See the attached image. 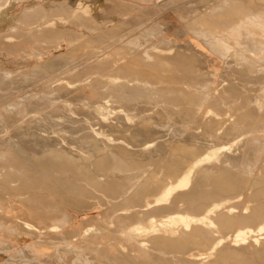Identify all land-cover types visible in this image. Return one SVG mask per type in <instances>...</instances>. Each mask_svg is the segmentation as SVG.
I'll use <instances>...</instances> for the list:
<instances>
[{"label":"bare ground","instance_id":"bare-ground-1","mask_svg":"<svg viewBox=\"0 0 264 264\" xmlns=\"http://www.w3.org/2000/svg\"><path fill=\"white\" fill-rule=\"evenodd\" d=\"M23 1L3 0L0 3V42L8 45L16 44L18 43L15 41V39L17 40L16 36L28 33L30 30L42 31L43 28H49L50 31L55 32L58 31L57 26H65V21L57 17L39 23L25 22V15L38 18L37 14L41 9L47 8L44 7L41 1L28 0L24 7V15H22L17 13V10L23 5ZM175 1L178 4L172 7L175 17L172 22L175 24L179 20L181 25L178 40L168 42L165 48L152 47L144 55L146 62L139 64L125 77L118 76V70H114L115 73L112 76L105 77L106 89L103 88L105 89L104 93H99L96 89L93 90L92 86H89L97 100L84 101L80 99L84 101V108L94 114L98 122V127H94L96 124L91 125L90 132L86 134L93 142L92 149L83 152L81 155L77 153V159L74 156L69 157L72 152L66 147L44 144L45 147L41 146L39 150H36L37 153H40L42 149L43 153L35 159L44 166H50L55 172L72 173L75 179L85 180L94 191L108 192L112 197H115L119 192L132 202L133 200L140 201L143 196L141 205L134 204L124 207L121 205L119 208L117 206L120 204L112 206L115 212L114 218L118 217L119 221H123L121 228L116 232L122 235L126 241L135 242L138 247L136 251H133L125 245L120 246L118 249L122 255L120 264H155L154 260L157 257L166 256L167 253L176 255V261L179 264H264L263 143L255 140V143L259 146L256 161L254 160L253 163L247 161L248 164H246L248 172L243 179L242 187H247L250 191L241 213L234 205L240 200L241 195L235 194L236 180L232 179L233 176L229 172L235 161L234 157H238L240 154V147H245V142L249 141L252 136L249 130L240 132L238 129L239 123L243 122L246 113L252 118V121L256 117L250 115V112L264 113V0H210L209 4L203 7H195L194 4L184 3L182 0ZM105 3L124 5L122 0H104V2L96 3H91L88 0H76L72 11L73 13L80 12L79 14L84 16H91L88 14H91ZM137 8L132 7V10L135 11ZM123 16L122 13L116 14L114 21L123 19ZM150 19L147 17L143 21V19L137 18V21L146 24ZM105 25L106 23L97 28H87L78 38L95 37ZM153 28L159 29L164 34L169 30L156 25ZM186 34L197 38L202 46L215 54L220 61H224L230 66V69L226 71L231 77L227 82L222 79L224 83L220 93L216 94V91H213V88L208 85L201 86L200 81L196 78L197 75L195 76V70H192L189 64L181 62L182 60L178 58L180 52L185 53L187 51L185 49H190V47L181 43L182 37ZM129 36L127 34L124 38ZM78 38L69 39V42L78 40ZM2 39L3 41H1ZM116 42L118 41L107 46V48L112 47L110 50H106V47L105 49L98 48L99 44L97 43L84 52L92 63L85 69L87 80L91 81L90 78L93 77L91 76L93 73L89 69L111 67L135 54V49L131 48L130 44L113 46ZM59 47V44L51 45L46 49V52L41 55L35 53L31 58L39 61L51 48ZM0 55L1 57H7L4 54ZM44 65H37V67L35 66L32 70L22 74L24 75L22 86L26 82L28 83L33 76L43 75L42 77L45 78L50 76L55 68L51 71L45 70L50 65L46 64L45 68ZM1 69L2 66H0V71ZM177 72H180L182 77H189V80L192 79L194 83L188 80L176 79V76L172 75ZM165 73L170 74L167 77L168 82L163 81V77L167 76ZM146 75L149 76V80L144 77ZM1 76L2 74H0ZM151 79L157 80L158 84L152 83ZM54 81L56 82L55 86L52 88L49 85L46 86V92L35 91L32 95L23 96L19 101L9 103L5 110L8 113L22 110L27 102L33 100L34 103L41 100L48 101L49 104L55 103L57 99L56 101L51 100L52 98L47 96V93L54 94L55 91L58 92L62 89H67L70 92V88L77 89L82 86V83L75 84L74 81L65 78ZM256 83L261 85L260 89L254 87ZM124 87L140 88L144 94L158 95L154 103H160L162 109L167 110L171 115L173 113L181 114L182 111L175 107L185 105L183 108H187L192 114V117L189 118L191 121L187 122V126L191 122H195L196 127L208 124L209 130L207 133L213 139L219 137V135L235 136L230 139V143H218L216 140L211 139L212 142L206 141L202 145H199L200 141L194 138L193 144H189L184 148L171 147L165 165L155 162L140 163L136 161L135 153L130 155L123 148V145L132 146L134 144L132 142L138 135V132L131 133V128L126 127V123H131V117H129L127 111L133 108L127 107L125 109L122 105L115 108L120 101L114 92ZM252 90H258V95H250L249 91ZM3 96L8 97L9 95L4 94ZM238 98H241L242 101L237 102ZM65 106L70 108L71 103L67 100ZM213 106H216L218 110ZM243 107L246 108L245 112L242 110ZM71 112L73 113V111ZM231 112H234V114L231 115ZM113 117L115 122H111L110 118ZM106 122L108 124L105 125ZM212 122L218 125L216 127L213 124L216 127L214 129V126L211 125ZM10 125L7 124L6 126ZM105 127L107 128L105 129ZM111 129L118 131L116 136L107 132ZM144 129H147L146 132L156 133L154 126H148ZM234 131L237 132L234 134ZM33 141L34 146L39 147L36 142L37 139ZM138 145L139 151L136 154L139 157H147L151 161H156V156L144 155L145 151L152 146V143L144 141L139 142ZM234 147H237L238 150H235ZM17 156H23L28 161L31 160L30 157L22 153H18ZM92 157L93 160H91ZM86 158L101 173L89 175L81 171L86 166H79L78 160L83 159L86 161ZM142 164H149L153 168L150 166L143 167ZM24 167L22 159H18L13 163L6 155L0 154V184H2L0 186V217L6 216L8 210H11L16 217L15 214L21 210L22 205L25 209L22 214L25 216H18L15 219L21 225L20 228L33 236L57 235L59 240L51 245L55 253L57 248H61L59 245L64 242L65 244L78 241L85 243L88 241L86 238L89 235L97 237L111 233L114 218L109 216L104 219L107 225L104 232L99 231L90 222H85L86 225L80 229L79 234H76V229H73V235H68L67 229L72 222V217L67 214L68 212L66 213L61 209L58 213L61 216L60 218L46 221L42 225L41 222L35 219L34 213L31 212L33 210L28 207L29 204H36L37 196L11 193L20 189V181L25 178ZM14 175H16V179L9 181L8 178ZM31 181H33V178L29 179L28 184L32 183ZM60 185H63L62 188H65L68 192L74 190L81 194L88 192V190L76 188L72 183L70 186L61 184L60 180L57 179L56 186ZM89 192L91 193V191ZM152 192L157 193L147 195ZM11 194L13 196H10ZM40 200L42 199H39L38 202ZM15 202L20 205L15 204ZM193 208H196V211H192ZM197 208L199 212H197ZM31 209L33 208L31 207ZM54 211H56V208ZM58 214L56 215L58 216ZM136 216H146V219H141L130 225L126 224L127 221ZM102 217L103 215L98 216L99 219H102ZM233 228L235 229L230 233ZM5 236L15 240L12 243L14 247L17 243L21 247L20 240L27 237L24 233L16 232L8 233ZM31 243L30 241L24 248L21 247L22 249L18 253H15L21 256L25 255L26 248L31 246ZM101 245V243L97 244L96 252L104 248ZM62 249L64 250L65 246H62ZM238 254L249 257H237ZM140 255L147 256L148 259L136 263L134 258L140 257ZM8 257L10 255L6 252L0 253V261H5ZM77 263L93 264L88 256L81 254L76 256L72 264Z\"/></svg>","mask_w":264,"mask_h":264},{"label":"rangeland","instance_id":"rangeland-1","mask_svg":"<svg viewBox=\"0 0 264 264\" xmlns=\"http://www.w3.org/2000/svg\"><path fill=\"white\" fill-rule=\"evenodd\" d=\"M2 1L3 0H0V3H2ZM27 1L28 0L23 1V5L19 7L17 13L24 15V7ZM36 1H41L47 9H41L37 14L38 18L32 15L28 17L25 15V22L39 23L46 19L57 17L61 18L66 23L64 22L65 26H57L58 31L55 32L50 31L49 28H43L42 31L30 30L23 35H17V40L15 39V41L18 43L16 44L13 43L8 45L0 42V54L7 56L1 57L0 55V58H2L0 59V66H2L0 71V74H2L0 77V154L6 155L13 163L18 159H22L25 165L23 169L25 171V178L20 181L21 187L19 190H14L11 193L35 195L37 196V202L39 199H42L38 202L39 204L36 202V204H29L30 206H28L30 210H33L31 212L34 213L35 219L41 222L42 225L45 224L46 221H53L60 218L61 216L58 213H60L59 210L61 209L66 213L68 212L67 214L72 217V222L67 229L68 235H73V229H76L75 233L79 234L80 229L85 227L87 222L93 224L99 231L102 230V232H104L107 229L104 219L109 216L114 218L115 215L112 206L120 204L117 206V208H119L121 205L123 207L134 204L141 205L143 196L140 201L133 200L132 202V200L119 192L115 197H112L108 192H105V194L102 191H94L85 180L75 179L72 173L55 172L50 166L40 164L35 157L41 155L43 152L42 149L40 153H37L36 150H39L44 144L63 146L71 150L72 153L69 154V157L74 156L78 159L76 156L77 153L81 155L83 152L92 149L93 142L86 134L90 132L91 125L94 126V124H96L94 127H98V122L96 116L84 108V101L96 99L89 86H92V89H96L99 93H104L106 89L104 84L106 83L105 77L112 76L115 73L114 70H118V76L125 77L131 73V70L137 68L139 64L146 62L144 55H146V52L150 51L152 47L165 48L168 42L170 43L172 40H178L180 36L179 33L181 32V25L179 24V20L175 24L172 22L173 18H175L172 7H175L174 5L178 4V2H174V0H122L124 5L119 6L105 3L97 10L91 12V14H88L91 16H84L79 14L80 12L73 13L72 9L76 0ZM88 1L91 3L104 2V0ZM182 2L194 4L195 7H203L207 6L210 0H182ZM132 7L138 8L133 11ZM48 8L50 9L48 10ZM118 13L124 14V18L114 21V17ZM147 17L151 19L146 24L137 21V18L143 19L144 21ZM104 23H106V25L101 28V31L97 33L95 37L78 38L84 33L85 29L97 28ZM154 25L158 27L163 26L169 30L164 34L159 29L153 28ZM60 30L62 31L60 32ZM133 32L134 34H132ZM127 34L130 36L124 38ZM75 37L78 38V40L69 42V39L73 40ZM1 41H3V39ZM115 41L118 42L113 44V46H125L130 44V47L135 49V54L111 67L89 69L90 72L93 73L91 75L93 77L90 78L91 81L87 80L85 69L90 66L91 60L84 52L88 51L93 44L98 43V48L105 49V47L107 48V46ZM181 43L190 47L189 50L185 49V51L187 50L185 53L180 52L178 58L182 60L181 62L189 64L191 66L190 68L195 70V76L197 75L196 78L200 81L201 86L208 85L213 88V91H216V94L220 93L223 87L222 84L225 81H229L231 77L227 74L230 66L224 61H220L215 54L202 46L201 42L194 36L188 34L184 35L181 39ZM56 44H59L60 47L51 48L50 51H47V54L39 59V61L31 58L35 53L41 55L43 52H46L49 46H54ZM111 48L112 47H109L106 50H110ZM132 59L134 60L132 61ZM41 64L50 65L49 68H45L44 65L45 70L48 69L51 71V69L55 68L53 73H50V76L46 78L42 77L43 75L33 76L32 79L29 81L27 80L28 83L26 82V86H22L24 77L22 74H25V72ZM71 67H74V69ZM56 69L59 70L57 71ZM165 75L167 76L163 77V81L168 82L167 77L170 74L165 73ZM172 76H176V79L182 81L188 80L194 83L192 79L189 80V77H182L180 72ZM63 77L74 81L75 84L82 83L81 88H70V92H68L67 89H62L58 92L55 91L54 94L47 93V96L52 98L51 100L56 101L57 99L55 102L56 104H49V102L45 100L34 103L35 101L33 100L27 102L22 110H15L16 112L13 113H8L5 110V107H7L9 103L19 101L23 96L32 95L35 91H41V93H43L42 91L46 92L45 90H47L48 85L51 88L54 87L56 84L54 80L64 79ZM144 77L148 80L150 79L147 75ZM222 79H224V82H222ZM150 81L155 85L156 83L158 84L157 80L151 79ZM254 87L260 89L261 85L256 83ZM257 92L258 90L249 91L252 96H255ZM4 94L9 96L5 97L3 96ZM114 94L118 96L120 101L116 104L115 108H119L122 105L125 109L127 107L134 109L127 111L129 117H131V123H126V127H128V129L131 128V133L138 132V135L134 139V142H132L134 143L132 146L123 145V148L125 152L130 155L135 153L137 158L136 161L140 163L155 162L165 165L171 147L176 149L184 148L189 144H193L194 138L200 141L199 145H202L206 141L210 142L211 139H213L207 133L209 130L208 124L196 127V123L191 122L190 125L187 126V122L191 121L189 118L192 117V114L187 108H183L185 105H178L179 107H175L182 111L181 114L173 113V115H171L170 112L162 109L160 103H154L158 95H151L149 93L144 94L140 88L132 89L131 87H124L120 90L118 89V91L116 90ZM67 100L71 103L70 108L65 106V101ZM236 101H242V99L238 98ZM213 107H215V109L217 108L216 106ZM245 109V107L242 108L244 112L246 111ZM70 110L73 111V113ZM233 114L234 112H231V115ZM250 115L256 118L252 121V118L246 113L243 122L241 121L239 123L238 129L240 132L249 130L252 136L249 138V141H246L247 143L245 142V147H240V154L238 157H234L235 161L232 164V168L229 170L233 176L232 179L234 181L236 180L235 194L241 195L240 200H238L236 204L234 203L239 213L243 210L246 197L250 191L247 187H242L243 179L247 176L248 172L246 164L256 161L259 146L255 143V140L264 145V113L252 111ZM110 119L111 122H115L114 117ZM7 124L11 125L6 126ZM106 124H108V122H106L105 125ZM213 124H215L216 127L218 126L215 122H212V127L214 126ZM143 125L154 126L156 128V133L146 132L147 129L144 128L148 126ZM215 126L213 129L216 128ZM106 128L107 127H105V129ZM107 132H110L113 136H116L118 133L117 130L112 129L107 130ZM236 132L237 131H234V134ZM234 136L235 135H231V137L219 135V137L213 140H216L218 143H230V139ZM34 139H37L36 142L39 144V147L34 146ZM144 141L152 143L151 149L149 148L150 150H146L144 155H154L156 156V161H151L147 157H139L136 154V152L139 151V142L141 143ZM236 148L237 147H234L235 150H238V148ZM18 153L30 157L31 160L28 161V159L23 156L18 157ZM93 159L92 157L91 160ZM78 161L79 166H86V168L81 170L84 173H88L89 175L101 173L93 163L90 164L87 158L86 161L83 159H79ZM247 161L249 162L247 163ZM142 165H144L143 167L150 166L149 164ZM150 167L153 168L152 166ZM31 178H33L34 182L31 181L32 183L28 184ZM8 179L9 181H14L16 175L10 176ZM57 179L60 180L61 184L70 186L72 183L76 188L88 190V192L86 191L84 194L79 193L77 190L68 192L65 188H62L63 185L56 186ZM0 186H2V184H0ZM89 191H91V193ZM156 193L157 192H152L147 195H155ZM10 196H13V194ZM15 204L18 203L15 202ZM31 207L33 209H31ZM55 208L56 211H54ZM23 210L25 209L21 205V210L15 214L16 217L11 210L6 212V216L0 217V253L6 252L10 255L5 261H0V264H72L76 256L80 254L88 256L93 264H120V260H122V255L118 250L120 246L125 245L129 250L133 251L138 249L135 242L126 241L122 235L116 232L121 228L123 221H119L118 217H115L113 220L114 226L110 230L111 233L102 234V236L97 237L89 235L88 238H86L88 241L85 243L78 241L65 244L64 242L59 245L61 248H57L55 253L51 245L53 242L59 240L57 235L45 234L33 236L20 228L21 225H19L15 219L18 216H25L22 214ZM191 210L196 211V208ZM197 212H199L198 208ZM55 213L58 214V216ZM102 215L104 218L102 217V219H99L98 216ZM141 219H146V216H136L132 220L127 221L126 224L130 225ZM234 229L235 228H233L230 233H232ZM11 232L24 233L27 236L26 239L20 240L21 247L23 248L30 241L32 242L31 246L26 248L25 255H17L22 248L18 243L14 247L12 243H14L15 240L9 236H5ZM98 243H101V246H104V248L96 252ZM62 246H65L64 250ZM68 247L69 249L66 250ZM237 257L248 258L249 256L245 257L238 254ZM134 259L136 263H139L140 260H147L148 258L147 256L140 255V257ZM154 261L155 264H179V262L176 261V255L173 253H167L166 256H159Z\"/></svg>","mask_w":264,"mask_h":264}]
</instances>
